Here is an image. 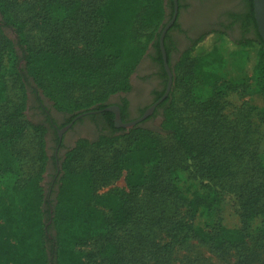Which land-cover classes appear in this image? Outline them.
I'll return each instance as SVG.
<instances>
[{
    "label": "trees",
    "instance_id": "obj_1",
    "mask_svg": "<svg viewBox=\"0 0 264 264\" xmlns=\"http://www.w3.org/2000/svg\"><path fill=\"white\" fill-rule=\"evenodd\" d=\"M244 1L246 26L254 33L239 45L254 78L253 94L264 103V45L252 0ZM173 9V0H0V264H166L173 248L189 240L222 259L233 252L236 264H251L264 249V163L255 166L256 183L238 193V224L214 221L221 203L216 186L232 175L231 166L213 158L215 141L212 146L202 138L193 141L175 117L180 91L205 114H213L219 100L246 88L244 79L225 75L218 49L223 33L218 31L201 35L173 67L171 92L160 105V133L136 127L119 136H101L92 144L80 140L66 155L57 189L46 199L41 184L47 162L45 129L23 121L24 76L15 46L22 50L27 77L55 110L75 115L97 105L101 109L111 95L131 90L129 79L149 48L167 78L159 37ZM2 28L15 33L16 44ZM27 29L41 35L37 45L26 37ZM167 35L163 46L169 65ZM6 74L16 77L22 95L12 110ZM251 109L264 122V106ZM30 133L36 137V169L24 175V157L17 146ZM161 133L180 151V170L170 164ZM122 140L124 146L118 148ZM89 148L106 153L107 160L97 154L77 170L74 163ZM122 176L125 188L96 194L97 186ZM140 193L168 198L176 206V217L167 219L165 210L160 212L157 224L169 241H144V252L136 259L124 256L117 234L134 222ZM249 243L252 248L246 251Z\"/></svg>",
    "mask_w": 264,
    "mask_h": 264
},
{
    "label": "rangeland",
    "instance_id": "obj_2",
    "mask_svg": "<svg viewBox=\"0 0 264 264\" xmlns=\"http://www.w3.org/2000/svg\"><path fill=\"white\" fill-rule=\"evenodd\" d=\"M18 4L22 2H30L33 0H15ZM18 17L24 18V13L19 14ZM3 35L13 41L17 42L15 33L9 28H2ZM2 33H0L1 35ZM26 37L28 40L37 45L41 40V35L36 31L26 30ZM244 39L236 37H228L221 34L218 42V49L221 52L225 61V75L234 79H244L246 88L235 93H230L221 100H219L218 109L206 114L197 104L190 102L189 98L180 91L175 96V117L180 126L184 129L186 134L196 141L198 138L206 140L211 146L215 141V148L213 149V158L222 159L231 166L232 175L216 186L220 193L221 203L214 213V221H221L229 227L236 226L239 222L236 214L235 202L240 190L246 187L253 186L257 179L255 176V166L258 163H264V122L257 116L256 110L251 108H261L264 103L261 99L253 94L254 78L250 73L248 60L246 59L240 42ZM209 49V47H207ZM17 56L20 58L18 69L21 75L24 76L22 82L25 88L26 106L23 112V121L33 125L40 123H47V116L41 113L40 104L44 106L46 111L58 121L61 120L60 114L54 109L53 103L45 98L42 91L35 85L33 80L27 77L24 72L25 63L22 59V50L19 46H15ZM139 75L141 79L136 81L138 84L143 83V75L151 74L153 69L150 64L145 61L139 67ZM137 77V76H136ZM7 82V97L9 101V108L14 109L21 102V92L19 84L14 75L6 74ZM139 92H133V97L139 99ZM205 100H209V94L205 93ZM140 100V99H139ZM215 101V99H214ZM27 107V109H26ZM53 107V108H52ZM204 109V108H203ZM41 111V112H40ZM156 123V122H155ZM148 130L160 133L156 124L151 123L145 125ZM163 137L164 147L169 153L168 157L170 164L176 168L180 167L181 157L180 151L176 147L171 138L161 133ZM36 137L30 133L19 143L17 151L24 157L23 167L21 173L28 175L33 173L36 169L34 165L36 154ZM124 140L118 142V148L124 146ZM48 153L52 155V148L48 142ZM97 154L101 155V159L106 161L107 154L89 148L86 149L82 157L77 160L73 167L77 170L89 163ZM34 163V164H33ZM51 164L45 170L42 179V186L45 192L46 199L52 197L51 181L54 176V168ZM183 167V166H182ZM181 167V168H182ZM180 170V168H179ZM124 176L105 185L96 187V194H101L109 189L125 188ZM251 188V187H250ZM136 214L134 222L121 230L117 234L118 244L122 247L125 255H134L138 258L137 253L144 252V241H151L157 245H162L169 241L163 229L158 226V215L164 209L166 218L176 217V206L171 200L164 196L150 197L140 193L138 205L136 207ZM182 211V210H181ZM252 244L249 243L246 251L251 250ZM230 256L222 259L211 253L206 247H202L194 240L176 245L170 254L168 263L166 264H236L238 257L231 252ZM264 263V249L255 256L251 264ZM144 264V263H143ZM152 264V262L145 263Z\"/></svg>",
    "mask_w": 264,
    "mask_h": 264
},
{
    "label": "flooded vegetation",
    "instance_id": "obj_3",
    "mask_svg": "<svg viewBox=\"0 0 264 264\" xmlns=\"http://www.w3.org/2000/svg\"><path fill=\"white\" fill-rule=\"evenodd\" d=\"M179 6L175 21L167 31L166 44L169 50V65L168 63L167 65L171 72L182 54L190 49L193 42L204 33L218 31L228 37L245 40L253 37V28L250 25L246 26L247 8L244 0H179ZM169 14L170 11L167 9L165 21ZM173 25L176 27L172 28ZM154 57L153 50L149 48L129 79L131 90L127 93L120 92L111 95L102 104L101 109H98L99 105H97L88 111L74 113L75 115L58 112L57 114L61 117L58 121L40 104L42 110L40 112L44 117L47 116V123L35 125H41L45 129L46 170L51 164L54 168V176L50 185L52 190L57 189L55 182L61 174L66 155L76 148L80 140H86L92 144L101 136H119L136 127L148 129L145 126L148 123L149 125L156 124L160 130L163 113L160 105L168 98L172 85L168 96L158 103L166 92L168 77L164 78L160 70L161 65L153 59ZM144 61L152 66L153 73L152 77H150L151 74L143 75V83L138 84V87L136 81L142 77L138 70ZM136 90L141 94L139 95L140 100L133 97V92ZM158 94L161 96L158 97ZM151 108L153 109L148 113ZM114 110H117L121 125L116 124ZM146 114L147 116L140 120ZM136 121L138 122L129 129L122 126ZM48 142L52 148V155L48 153Z\"/></svg>",
    "mask_w": 264,
    "mask_h": 264
},
{
    "label": "water",
    "instance_id": "obj_4",
    "mask_svg": "<svg viewBox=\"0 0 264 264\" xmlns=\"http://www.w3.org/2000/svg\"><path fill=\"white\" fill-rule=\"evenodd\" d=\"M173 16L171 18V20L165 25V27L162 29L160 37H159V47H160V51L162 54V60H163V65H164V69L165 72L167 74L168 77V85H167V89L166 92L164 94V96L161 98L159 102L163 101L169 94L170 89H171V85H172V81H173V75L172 72L170 71L168 65H167V57H166V53H165V49L163 46V42H164V37L168 31V29L172 26V24L175 21L176 15H177V11H178V0H173ZM252 8H253V17H254V21L256 24V29H257V33L264 45V0H252ZM1 20V19H0ZM153 108H151L148 113H150V111ZM117 110H114V114L116 115V124L117 125H121L120 120L117 116ZM147 116V114L141 118L140 120H143L145 117ZM136 122H132L126 125H122L124 128L129 129L131 128Z\"/></svg>",
    "mask_w": 264,
    "mask_h": 264
}]
</instances>
